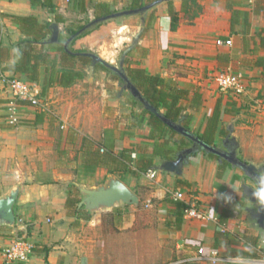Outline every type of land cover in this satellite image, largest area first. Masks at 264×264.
<instances>
[{"label":"crops","instance_id":"1","mask_svg":"<svg viewBox=\"0 0 264 264\" xmlns=\"http://www.w3.org/2000/svg\"><path fill=\"white\" fill-rule=\"evenodd\" d=\"M52 1L63 20L59 25L65 22L68 10L84 12L90 3L93 9L96 4H106L111 11L120 4L121 10L126 9L130 3ZM169 2L177 15L174 30L170 28ZM231 9L248 11L249 25L238 23L231 30ZM8 14L32 15L39 23L49 24L51 13L30 0H0V74L14 76L4 66L16 62L18 48L14 44L25 36ZM150 15L151 22L146 26ZM133 16L139 17L140 26V16ZM259 29H264V2L248 5L243 0H170L148 11L130 58L132 66L201 94L200 105L187 122V110L181 112L186 114L183 125L197 136L203 133L218 99L221 108L231 100L237 102L235 107L253 101L250 109L241 108L238 114L221 113L212 145L221 146L226 123L237 118L233 135L239 144L238 157L264 166V96L256 97L260 90L264 93V72L253 65L255 55L250 50ZM215 37L231 38L235 46L216 47ZM110 51L106 50L111 55ZM224 51L229 52L228 60L218 62L215 56ZM76 62L74 68L81 77L69 86L56 85L43 94L41 91L45 107L26 105L18 125L8 121V93L0 90V196L15 185L20 188L14 203V225H0V248L17 237L34 244L25 262L5 263L0 255V264H243L227 259L264 256L257 239V234L264 232L246 223L249 202L226 184L236 179L248 184L250 179L240 169L225 161L218 163L216 156L204 152L189 158L182 175L155 170V177H148V169L174 159L179 150L190 146V140L148 112L128 91L119 94V78L105 67L96 66L90 83L87 69L83 72ZM216 70H230L245 77L244 101L241 95L227 94L213 83L210 75ZM108 72L119 80L115 98L108 85ZM123 92H128L131 100ZM108 175L118 178L138 196L139 204L147 209L146 216L140 214L139 205L90 212L77 203V208H82L79 214L66 207L68 196L79 201L83 197L75 183L97 186ZM213 188L217 194L231 195L232 202L213 196ZM174 191L194 194L208 219H183V202L172 199ZM85 211L90 213L88 217H84ZM222 227L226 237L214 245L215 233ZM144 234L148 235L145 249ZM200 246L201 259L197 258ZM247 251L256 255L249 256ZM212 252L217 256L215 261L210 259Z\"/></svg>","mask_w":264,"mask_h":264},{"label":"trees","instance_id":"2","mask_svg":"<svg viewBox=\"0 0 264 264\" xmlns=\"http://www.w3.org/2000/svg\"><path fill=\"white\" fill-rule=\"evenodd\" d=\"M151 1L153 0H130V3L125 8H138ZM30 2L32 4H41L48 8L49 13L56 14L58 22L63 21L62 17L56 13V6L52 0H30ZM169 7L171 17L170 28L174 30L177 25V15L173 11L171 2H169ZM110 12L111 10L106 4H96L94 6L95 16L105 15ZM7 16L18 25L19 31L25 36L14 44L18 48L19 53L16 62L8 63L4 66L6 70L13 72V77L19 78L23 76L27 81L38 83L41 86L42 94L48 88L56 85L69 86L77 78L81 77V72L74 68L75 61L80 60L82 63H88L89 59L65 51L62 46V42L65 39H60V42L57 44H44L43 40L49 34L48 23H39L37 18L32 15L8 14ZM151 19L152 16L150 15L146 26L149 25ZM238 23L249 25L248 11L231 9L230 29L233 30ZM75 31L72 27H66L68 36ZM90 31L91 29L81 34L78 38ZM73 43L74 41L70 45V50L77 52L72 49ZM252 44L253 46L250 50L255 55L253 65L263 73L264 54H259V51H264V29H259L255 33ZM130 53L131 50L126 51L124 69L132 83L150 103L171 120L176 121L180 117L181 112L187 110V122L192 112L200 105L201 94L196 90L191 91L189 88L179 86L173 80L163 78L158 74H148L143 68L132 66L133 62L130 58ZM228 57L229 52L225 51L215 56L218 62H226ZM184 101H188V103L186 104ZM236 104L235 100H231L226 103L225 107L221 108L220 100L216 101L212 114L206 119V127L199 136L204 142L208 144L213 143L221 113L238 114L240 112L241 107H235ZM228 105L231 107H227ZM157 121L162 124L160 120L157 119ZM225 164L223 163L222 165ZM78 201V198L71 195L66 200V207L72 209L74 214H79L82 211V208H77L76 206ZM183 206L181 205L182 208ZM89 214V212L85 211L84 217H88ZM225 237L226 235L222 231H216L214 245L217 244L220 238L225 239ZM245 254L249 256L256 255L254 251H247Z\"/></svg>","mask_w":264,"mask_h":264},{"label":"water","instance_id":"3","mask_svg":"<svg viewBox=\"0 0 264 264\" xmlns=\"http://www.w3.org/2000/svg\"><path fill=\"white\" fill-rule=\"evenodd\" d=\"M170 0H153L138 8H129L122 10H112L110 13L96 16L86 23H84L78 30L70 34L63 42L62 46L65 51L73 53L77 56H84L89 59L87 65V78L90 83L93 82L94 72L97 65L105 67L112 74L117 76L121 83L120 93L123 90L128 91L148 112L155 115L168 127L186 137L191 144L179 150L174 159L163 160L153 166L156 171H164L174 175H182L183 168L188 165L189 158L197 153L204 152L217 157L218 163L227 162L232 168L240 169L244 176L252 179L257 173L264 169L263 165H255L238 157L239 144L236 137L233 135L234 124L237 118H232L226 123V135L221 140V146L212 145L204 142L199 136L195 135L189 128L183 125L186 114L181 113L180 117L174 121L167 118L160 112L152 103H150L140 92V90L132 83L124 69V57L127 50H132L136 47L141 33L145 27V17L148 11L160 3L168 2ZM140 16L139 29L132 34L131 42L125 50L120 54L117 65L106 61L93 51H77L72 52L70 45L84 32L98 26L106 21L117 19L126 16ZM50 23L48 24L49 34L43 40L44 44H57L60 42L61 28L59 22L56 20L54 14L50 15ZM244 183L242 192L249 198L242 196L249 202L245 208L247 212L246 223L252 228L260 232H264V208H261L255 203L254 198L251 197V185ZM77 189L82 194L81 200L78 202V207H85L90 212H103L112 209L115 206H122L124 204L139 205L138 196L127 187L122 181L113 175H108L106 180L97 186H83L75 183ZM19 186H13L6 194L0 196V225L13 226L15 223L14 203L19 193Z\"/></svg>","mask_w":264,"mask_h":264},{"label":"built area","instance_id":"4","mask_svg":"<svg viewBox=\"0 0 264 264\" xmlns=\"http://www.w3.org/2000/svg\"><path fill=\"white\" fill-rule=\"evenodd\" d=\"M246 4L251 5L256 2H264V0H243ZM213 43L216 47H230L232 39L215 37ZM213 83L223 92L232 96H239L245 90V77L241 73L231 72L230 70H216L210 75ZM5 81V82H4ZM0 83L7 90L8 101L5 104L7 110L6 117L13 125L20 124L21 112L26 105L45 107V102L41 96V90L38 84L34 81H27L13 76H6L0 74ZM134 157V154H132ZM156 171L148 169L146 175L154 178ZM172 199L175 201H182V217L187 221H202L208 219V215L198 198L190 193L186 196L183 191H174ZM220 231H224L223 227ZM34 244L25 238L17 237L10 241L5 247L0 248V255L3 257L5 263L8 262H25L33 251ZM203 256V248L200 246L197 249V258L201 259ZM216 253L212 252L210 259L217 260ZM230 262H240L243 264H264V256L254 259H227Z\"/></svg>","mask_w":264,"mask_h":264},{"label":"rangeland","instance_id":"5","mask_svg":"<svg viewBox=\"0 0 264 264\" xmlns=\"http://www.w3.org/2000/svg\"><path fill=\"white\" fill-rule=\"evenodd\" d=\"M121 8H122V4L118 6L117 10H121ZM94 17H95V13L93 9V4L91 3L88 4L87 10H85L84 12H80L76 10H70V11L68 10V14H66L65 16V22L60 24L61 26L60 39L64 40L67 38L68 33L66 32V27H72L73 29L77 30L80 26H82L84 23H86L88 20ZM47 18H49V16ZM122 24H126V27L122 26ZM138 27H139V17L138 16L112 19L110 21H106L102 23L101 25H98L92 28L91 31L87 35L81 38V40L73 43L72 49L75 51L96 52L100 54V56L104 58L105 60H107L108 62L112 63L113 65H117L120 54L130 44L131 36L138 30ZM234 46H235V42L233 40L232 46L229 47V49H233ZM106 50H108V52H111L110 50H112L111 55L108 54ZM88 63H82L79 60L76 62V66L86 73ZM107 77L109 81L108 85L111 89V95L113 98H115L119 91V87L116 84L119 80L116 79V77L113 76L109 72L107 73ZM0 90L1 91L5 90V87H3L1 83H0ZM123 93H125V97L127 100L129 99L131 100V96L129 95L128 92H123ZM242 94L241 96H239L240 100H242L245 97ZM263 96H264V93H262L261 90L256 95V97L258 98H262ZM248 102L249 100H247L246 102H242L240 104V107L245 108V109L246 108L250 109L251 106L255 104L253 101L250 103ZM50 158H52V156H50ZM250 181L251 180H247L248 184L251 185ZM138 207L140 208V214L142 216H146L147 209L143 205L141 206V204H139ZM147 236H148L147 234H144L143 236L144 237V240H143L144 249L146 247ZM257 239H258V243L260 247L264 249V233H261V234L258 233Z\"/></svg>","mask_w":264,"mask_h":264},{"label":"clouds","instance_id":"6","mask_svg":"<svg viewBox=\"0 0 264 264\" xmlns=\"http://www.w3.org/2000/svg\"><path fill=\"white\" fill-rule=\"evenodd\" d=\"M18 50H17V55H18ZM251 197L254 198L255 203L258 204L261 208H264V169L260 170L257 175H255L251 181ZM234 193L237 195L243 194L244 197L248 199L250 202L249 198L242 192V189L244 188V183L242 182L241 179H236L234 182L231 183H226ZM213 196L215 195L218 199L223 200L225 203H231L233 200V197L228 194L224 193H219L217 194L216 188L212 189ZM214 212V210L212 209Z\"/></svg>","mask_w":264,"mask_h":264}]
</instances>
